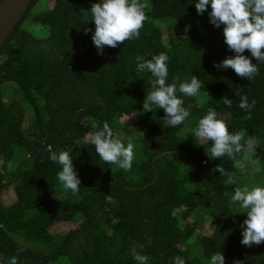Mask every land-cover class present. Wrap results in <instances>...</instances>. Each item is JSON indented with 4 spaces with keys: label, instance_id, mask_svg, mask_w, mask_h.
Wrapping results in <instances>:
<instances>
[{
    "label": "trees",
    "instance_id": "obj_1",
    "mask_svg": "<svg viewBox=\"0 0 264 264\" xmlns=\"http://www.w3.org/2000/svg\"><path fill=\"white\" fill-rule=\"evenodd\" d=\"M36 1L0 45V56H7L0 63L5 264L13 256L17 264H137L133 249L147 264H174L175 257L210 264L219 251L225 264H264V242L241 244L247 213L231 201L232 187L264 186V62L245 50L259 68L251 80L214 67L235 53L224 42L223 25L210 23V6L199 14L197 0H142L147 20L139 38L106 46L102 55L91 38L95 23L88 11L99 0H43L42 8H31ZM160 53L169 58L168 83L196 76L203 84L196 97L177 93L190 115L176 127L164 124L162 108L143 109L154 77L137 71V57ZM243 95L255 101L250 113L239 106ZM209 108L230 131L244 133L241 143L245 150L252 146L261 171L251 159L241 160L244 151L237 159L250 170L227 157H208L211 142L201 145L193 133ZM105 121L114 137L120 131L121 141L134 145L130 170L103 162L88 142ZM49 145L72 156L81 180L78 193L61 186V166L49 159ZM218 164L232 174L233 184L211 171ZM7 190L12 200H4ZM66 221L73 226L59 231ZM203 227L204 233L194 231Z\"/></svg>",
    "mask_w": 264,
    "mask_h": 264
},
{
    "label": "clouds",
    "instance_id": "obj_2",
    "mask_svg": "<svg viewBox=\"0 0 264 264\" xmlns=\"http://www.w3.org/2000/svg\"><path fill=\"white\" fill-rule=\"evenodd\" d=\"M210 6V11L208 8ZM199 14L208 11L210 23L215 27L223 25L224 42L229 51L235 55L224 58L214 64L220 68H231L238 77L251 80L259 74L257 63L245 55V50L251 53L257 62H264V0H197L195 4ZM147 4L142 0H99L93 3L90 10L91 20L95 23V31L92 34V41L98 50L103 54L107 47L116 48L127 40L138 39L140 30L147 20L145 9ZM89 20H86L87 23ZM91 29H85V32ZM168 56L165 53L154 55L151 59L137 57V71L151 73L154 79L151 81V90L147 91L143 101V109L151 112L153 107L162 108L165 112L164 124L169 127H176L184 123L189 117V109L184 106V100L177 93L187 97H196L202 89V82L192 76L190 80L177 83H168ZM7 60V56H0V63ZM178 79V78H177ZM236 95H239L236 93ZM227 107L232 106V100L227 96L222 98ZM255 101L248 102L246 95L241 96L240 108L248 110L254 107ZM248 118L251 116L249 114ZM81 123H84L81 121ZM196 140L211 142L206 151L210 159H221L227 157L234 162L235 167L243 168L237 159V154L245 150L242 131L232 132L226 121L214 108H209L207 113L198 120L194 129ZM89 143L94 145L95 151L100 159L107 164L117 165L125 171L130 170L135 158L134 145L129 142L125 145L121 139L114 137L108 122L102 127L89 134ZM49 159L61 166L58 172V180L61 186L73 194L78 193L81 180L73 165L72 156L68 151L59 153L48 146ZM251 163L255 171H261L256 160ZM211 171H218L220 175L227 177L226 183L233 184L234 179L230 172L218 164ZM233 203H238L247 213L241 224V244L246 247L259 245L264 242V186L254 185L236 187L231 196ZM133 259L137 264H147V257L133 249ZM0 264H5L0 256ZM7 264H17L16 256L11 257ZM174 264H185L181 257H175ZM210 264H225V257L222 252L212 254ZM234 264H241L239 260Z\"/></svg>",
    "mask_w": 264,
    "mask_h": 264
},
{
    "label": "water",
    "instance_id": "obj_3",
    "mask_svg": "<svg viewBox=\"0 0 264 264\" xmlns=\"http://www.w3.org/2000/svg\"><path fill=\"white\" fill-rule=\"evenodd\" d=\"M32 0H0V45L28 9Z\"/></svg>",
    "mask_w": 264,
    "mask_h": 264
},
{
    "label": "rangeland",
    "instance_id": "obj_4",
    "mask_svg": "<svg viewBox=\"0 0 264 264\" xmlns=\"http://www.w3.org/2000/svg\"><path fill=\"white\" fill-rule=\"evenodd\" d=\"M42 5H43V0H37L33 5H32V7L31 8H34V9H40V8H42ZM9 92V86L8 85H6V88H5V94H7ZM122 132H117L116 133V135H117V138H119V139H121L122 138ZM252 146H249L247 149L248 150H244V154H243V156H242V158H241V160H244V159H246L247 161H249V159H251V161L252 160H255V158H253V148H251ZM246 151V152H245ZM241 163L242 164H244V167L242 168V169H247V170H250L251 169V165H249V163L248 162H245V161H241ZM236 187H232V195L234 194V189H235ZM13 199V195H12V191H10V190H7L6 191V194H5V196H4V200L6 201V200H12ZM174 211H178V207H175L174 209H173V212ZM193 212H195V213H197L198 214V216H199V210H194ZM191 218H192V216L191 215H188L187 217H186V221H190L191 220ZM60 227L58 228V230L59 231H65L66 230V228L68 227V226H73V222L72 221H66V223L65 224H60L59 225ZM208 228H206V227H203V228H196L194 231H197V232H199V233H204V232H206V230H207ZM192 242V241H191ZM190 243V242H189ZM198 253H200V249H198Z\"/></svg>",
    "mask_w": 264,
    "mask_h": 264
}]
</instances>
